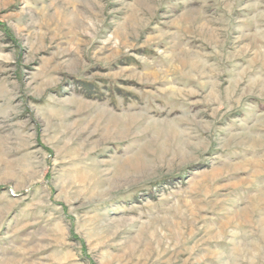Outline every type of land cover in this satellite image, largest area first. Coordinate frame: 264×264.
Listing matches in <instances>:
<instances>
[{
    "label": "rangeland",
    "instance_id": "374dc122",
    "mask_svg": "<svg viewBox=\"0 0 264 264\" xmlns=\"http://www.w3.org/2000/svg\"><path fill=\"white\" fill-rule=\"evenodd\" d=\"M0 264H264V0H0Z\"/></svg>",
    "mask_w": 264,
    "mask_h": 264
}]
</instances>
